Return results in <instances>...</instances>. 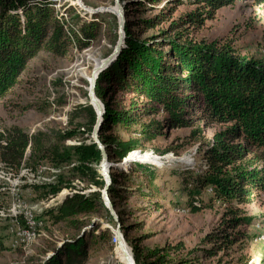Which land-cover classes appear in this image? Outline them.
<instances>
[{
  "label": "trees",
  "instance_id": "16d2710c",
  "mask_svg": "<svg viewBox=\"0 0 264 264\" xmlns=\"http://www.w3.org/2000/svg\"><path fill=\"white\" fill-rule=\"evenodd\" d=\"M52 1H0V101L20 83L27 65L40 52L63 58L71 48L83 51L99 37L102 26L98 21L81 25L67 22L63 15H56ZM237 1L120 0L125 12L124 47L99 75L95 89L105 107L99 140L110 163L121 164L141 147L139 140L124 141L117 130L150 142L173 130L191 129L190 139L200 143L207 167L202 174L183 179L184 192L189 190L192 196L191 212L220 203L227 215L234 217L225 221L230 229L251 224L250 218H238L240 210L233 207L250 205L264 194V61L240 56L231 43H197L191 39L190 29L203 28L215 19L218 10ZM246 1L264 6V0ZM183 6L196 10L174 18ZM69 16L71 20L79 18ZM73 25H78L76 30ZM76 114L89 119L87 130L34 135L18 127L0 131V164L5 168L16 174L24 165L32 171L48 167L60 173L54 182L35 186L40 199L55 198L64 189L72 192L59 206L45 211L56 221H66L74 234L43 264H89L97 245L115 240L98 224L92 232L85 230L91 224L86 218L97 215L100 209L111 220L113 216L102 200L106 186L98 171L102 152L91 143L97 112L88 104ZM214 126L222 129L206 140V130ZM72 139H78L79 144L68 145ZM127 166L128 171L125 166L111 167L108 193L115 210L118 201L128 195L152 200L160 193L154 184V167L140 162ZM76 181L97 191L76 190ZM202 193L207 202H202ZM122 229L128 239L129 229L123 224ZM147 238L136 241L132 254L136 264H200L197 253L202 251L212 258L242 240L239 233L232 238L221 231L207 238L212 248L188 251L182 243L146 250L142 242ZM2 251L0 241V257ZM122 262L127 264L124 255Z\"/></svg>",
  "mask_w": 264,
  "mask_h": 264
},
{
  "label": "rangeland",
  "instance_id": "374dc122",
  "mask_svg": "<svg viewBox=\"0 0 264 264\" xmlns=\"http://www.w3.org/2000/svg\"><path fill=\"white\" fill-rule=\"evenodd\" d=\"M52 3L59 18L63 15L67 22L78 21L80 25L98 21L102 26L101 33L83 51L73 47L63 58L40 52L32 59L22 74L20 83L5 100L0 101V131L18 127L34 135L37 132L80 128L81 132L87 130L89 119L78 117L76 113L81 107L91 104L89 93L93 71L97 64L111 56L118 44L116 0H53ZM195 10L193 6H183L174 18ZM17 14L22 17L23 22L21 9ZM68 14L79 18L71 20L70 16L67 17ZM156 14L158 13L150 16ZM77 27L78 25H73L72 28L76 30ZM190 34L191 39L197 43H231L240 56L264 61V6L258 7L246 0H238L235 5L218 10L215 19L207 21L203 28L192 27ZM160 117L161 115L158 118ZM221 129V126L207 129L206 140H210ZM190 133V128H182L146 142L122 130L116 131L124 141L139 140L141 147L134 149L129 156L139 152L142 160L137 162L156 169L154 184L160 191L152 200L128 195L118 201V208L115 210L118 220L121 227L122 224L125 225L130 232L127 239L121 228L128 249L133 254L136 241L148 237L142 242V247L146 250L179 243L184 244L188 251L202 250L213 247L207 241L209 236H217L224 231L232 238L239 233L242 240L231 250L221 251L212 258L205 256L202 251L197 253L200 264H264V194L259 195L250 205L233 207V210H240L238 218L251 219L248 226L228 228L225 221L234 217L227 215L225 206L220 203L196 214L191 212L192 196L189 190L184 192L183 179L186 175L195 177L202 174L207 167L203 154L199 151L201 145L190 139ZM87 137L88 135L83 138ZM67 144L77 145L79 140L72 139ZM154 158L158 162L153 161ZM101 166L102 163L98 171L102 175ZM128 168L126 165L124 170L128 171ZM58 176L59 172L48 167L32 171L24 165L20 173L16 174L0 164V241L3 247L0 264H43L56 247L74 234L66 221H56L52 216L45 215L46 210L59 206L72 192L64 189L55 198L42 200L41 193L35 189V186L43 183L54 182ZM74 185L76 190H84V193L97 191L95 188H86L78 181ZM188 188L191 189L190 186ZM200 198L203 203L208 200L205 193ZM104 206L107 208L105 203ZM15 208L22 213L17 218L14 215ZM25 211H32L43 224L36 239L28 245L16 243V231L24 225ZM86 220L91 223L85 228L86 231L92 232L98 224L100 230H108L115 237L117 223L103 209ZM122 255L124 254L119 244L112 239V243L107 241L95 247L89 264H124Z\"/></svg>",
  "mask_w": 264,
  "mask_h": 264
},
{
  "label": "water",
  "instance_id": "95a60500",
  "mask_svg": "<svg viewBox=\"0 0 264 264\" xmlns=\"http://www.w3.org/2000/svg\"><path fill=\"white\" fill-rule=\"evenodd\" d=\"M116 9L117 11L115 12L118 16L119 19V40H118V44L115 48V51L111 54V56L104 61L101 66L97 69L93 71L92 74V78L90 80V93H89V97H90V102L91 105L94 107V109L97 112V121L92 133V138H91V143H94L95 145L98 146V148L101 150L102 152V157H103V161H102V166H101V170H102V175L105 178L106 181V186L102 192V198L103 201L105 203V205L107 206V208L109 209L111 215L113 216L114 220L117 223V229L114 231V234L116 236L117 239L120 240V242H126L124 235L122 234V230H121V225L120 222L118 220V216L116 214L115 208L112 204V201L109 197V187L112 184V180H111V168L112 166L115 167H120V166H126L128 165V163H130V160H124L123 164L121 165H111L109 164L108 161V156L106 154V151L103 147V145L101 144L100 140H99V132H100V128L103 125V116L105 113V107L103 105V103L99 100V98L96 96L95 93V88H96V82L97 79L99 77V75L106 70L115 60L116 58L119 56L121 50L124 47V43H125V12L123 10V7L120 3V0H116ZM127 245V243H126ZM128 247V245H127ZM134 261V260H133ZM132 264H136L135 261L132 262Z\"/></svg>",
  "mask_w": 264,
  "mask_h": 264
},
{
  "label": "bare ground",
  "instance_id": "6f19581e",
  "mask_svg": "<svg viewBox=\"0 0 264 264\" xmlns=\"http://www.w3.org/2000/svg\"><path fill=\"white\" fill-rule=\"evenodd\" d=\"M77 1H79V0H77ZM116 11H117V9H116ZM101 64H97V66H96L97 68L95 70H97L101 66ZM91 78H92V76H91ZM138 153L139 152L131 154L127 159L130 160V162L141 161L142 160L140 158L141 156ZM152 160L158 162V160H156L155 158ZM159 160H160V158H159ZM20 214H22L21 211H17L15 208L14 209L15 217L17 218ZM32 215L35 217V214L33 212H32ZM24 220H25L24 225L22 227H19L16 231V237H17L16 243H18V244L27 243V245H28V243H32L36 239L37 233L41 229L43 224L40 220L37 219V217H35V220H32V218H28V211L24 212ZM25 232H31V234L26 235ZM114 241H115V243L119 244V246H120V248H121V250H122V252L126 258L127 264H132V262H134L133 261L134 258H133L130 250L128 249V247L126 245V242H123V241L120 242V240L117 239L116 236H115Z\"/></svg>",
  "mask_w": 264,
  "mask_h": 264
},
{
  "label": "built area",
  "instance_id": "2783aa9c",
  "mask_svg": "<svg viewBox=\"0 0 264 264\" xmlns=\"http://www.w3.org/2000/svg\"><path fill=\"white\" fill-rule=\"evenodd\" d=\"M28 218H32V220H35V217L32 215V211H28ZM26 235H30L31 232H25Z\"/></svg>",
  "mask_w": 264,
  "mask_h": 264
}]
</instances>
